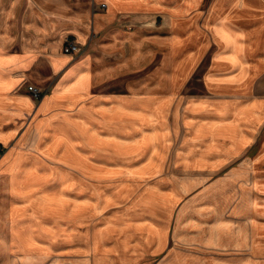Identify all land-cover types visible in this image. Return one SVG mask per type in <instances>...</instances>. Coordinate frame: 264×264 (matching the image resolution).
Masks as SVG:
<instances>
[{
  "label": "rangeland",
  "instance_id": "rangeland-1",
  "mask_svg": "<svg viewBox=\"0 0 264 264\" xmlns=\"http://www.w3.org/2000/svg\"><path fill=\"white\" fill-rule=\"evenodd\" d=\"M206 30L178 41L168 27L118 37L113 48L94 54L85 76L51 87L26 81L20 90L33 110L0 144L2 225L11 204L24 220L31 201L65 185L66 208L40 221L57 225V240L66 246L81 238L101 255L120 242L136 264H264V64L233 75L242 81L238 86L230 80L210 85L208 78L235 69L213 65L220 49L218 64L237 65L243 53L235 43L224 51L234 38ZM123 44L131 50L122 53ZM137 45L143 51H134ZM187 53L193 54L188 62ZM261 54L260 45L250 58ZM181 64L186 71H178ZM127 100L131 112L105 115ZM73 121L95 125L97 141L83 144L89 133L79 139ZM65 137L83 160L74 152V161L63 160ZM36 235L42 246L46 237ZM66 253L67 263L77 258Z\"/></svg>",
  "mask_w": 264,
  "mask_h": 264
},
{
  "label": "crops",
  "instance_id": "crops-1",
  "mask_svg": "<svg viewBox=\"0 0 264 264\" xmlns=\"http://www.w3.org/2000/svg\"><path fill=\"white\" fill-rule=\"evenodd\" d=\"M167 27L175 35L176 41L178 36L200 28L205 32L208 28L217 36L234 38L233 44L230 42L224 51H232L235 43V46L238 45L237 51L243 53L242 57L237 65L218 64L220 49L213 65L233 66L235 69L219 75L220 78H208L210 85H214V81L226 83L230 80L228 82L238 86L242 81L235 79L236 73L247 66L250 69L256 64H264V0H0V144L10 137L3 133L19 131L18 124L23 113L31 109V105L26 103V100L31 102L30 96L20 90L26 81L40 87H51L56 82L65 81V78L85 76L90 71L94 54L113 48L111 45L118 37L125 41L131 34L145 33V30L159 33ZM66 38L78 43L81 48L79 54L63 52ZM260 45L261 56L258 59L250 58ZM130 50V44H123L122 53ZM133 50L143 51L139 45L134 46ZM193 54L187 53L185 61ZM178 66L179 72L186 71V66ZM174 80L173 77L172 82H176ZM130 103L128 100L118 103L104 113L108 117L117 113L128 114L130 107L134 106ZM142 103L145 106V102ZM92 118H88V124ZM72 125L79 139H82L83 133H89L88 138L83 134V144L97 141L95 125L89 127L78 121H73ZM67 139L65 137L61 145L62 149L65 148L63 160L71 161L72 156L75 160L82 159L75 150L65 145ZM70 152H74L71 157ZM60 177L64 180L63 173H60ZM62 186L49 192V195L46 192L49 197L41 195L31 201V212L24 220L17 218L19 208L16 203L9 206L4 225L0 221V228H4L0 234V264H119L117 261H121L120 264H136L129 263L135 257L128 255L124 251L125 244L120 242L111 243L113 245L107 252L100 255L98 249L88 250L89 244L82 243L81 238L70 246L57 240V225L42 224L40 219L45 214H58L66 208L65 185ZM11 193L17 194L12 174ZM61 229L65 232V228ZM36 233L46 237L42 246H39ZM62 235L65 238V233ZM56 243L58 246L55 247ZM97 247L96 237L93 248ZM66 252L77 254V258L72 255L67 263L63 259ZM45 253L50 256L46 257ZM47 258L50 261L45 263Z\"/></svg>",
  "mask_w": 264,
  "mask_h": 264
},
{
  "label": "built area",
  "instance_id": "built-area-1",
  "mask_svg": "<svg viewBox=\"0 0 264 264\" xmlns=\"http://www.w3.org/2000/svg\"><path fill=\"white\" fill-rule=\"evenodd\" d=\"M63 51L65 53H78L80 51V47L78 46L77 42L68 40L64 43ZM28 90L31 93V95L35 98H39L41 95L40 90L36 86L29 85Z\"/></svg>",
  "mask_w": 264,
  "mask_h": 264
}]
</instances>
